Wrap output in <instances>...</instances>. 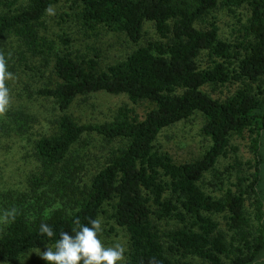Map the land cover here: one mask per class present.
Listing matches in <instances>:
<instances>
[{
	"label": "trees",
	"instance_id": "16d2710c",
	"mask_svg": "<svg viewBox=\"0 0 264 264\" xmlns=\"http://www.w3.org/2000/svg\"><path fill=\"white\" fill-rule=\"evenodd\" d=\"M18 1L22 3L11 10ZM57 1H0L7 9L0 13V37L17 40L22 48L18 62L28 54L38 55L43 66L50 64L56 81L37 94L50 98L59 113L55 131L36 139L32 147L29 191L36 215L28 219L25 210L13 209L14 219L0 234V261L10 263L28 250L53 247L61 230L70 235L78 230L74 220L88 224L111 203L110 218L126 234L124 264H264V0H71L79 6L83 27H106L135 45L103 70L92 59L51 52L52 44L39 35L42 16ZM218 5L230 11L248 8L241 25L245 40L227 43L217 38L215 23L199 26ZM146 22L157 38L139 44ZM60 42L65 45L67 39ZM203 53L207 64L202 68L198 60ZM230 86L232 92L222 97L207 90ZM97 92L122 94L131 104L146 102L151 108L139 118L122 106L110 122L92 126L79 125L65 113L77 96ZM196 113L203 118L201 133L209 146L193 161L174 163L153 142L163 128ZM90 132L116 140L118 146L80 187L77 168L70 169L66 157L82 134ZM243 132L249 135L253 160L248 182L244 185L236 177L233 191L206 194L197 183L224 155L229 137ZM41 188L70 208H56L43 217L40 197L46 192L36 193ZM245 196L253 199L258 224L252 239L246 230ZM217 214H225L231 238L226 239L213 218ZM41 223L56 235H41Z\"/></svg>",
	"mask_w": 264,
	"mask_h": 264
},
{
	"label": "rangeland",
	"instance_id": "374dc122",
	"mask_svg": "<svg viewBox=\"0 0 264 264\" xmlns=\"http://www.w3.org/2000/svg\"><path fill=\"white\" fill-rule=\"evenodd\" d=\"M20 3L22 2L18 1L11 10ZM51 7L53 11L49 12V8L45 11L39 29V35L52 44L51 52L67 51L71 56L79 59H92L96 63V68L103 70L125 58L135 48V45L128 42L120 32L102 26H96L92 30L83 27L77 18L79 6L73 4L71 0H58ZM6 11L7 9L0 5V13ZM247 16L248 8L245 5L232 11L218 5L198 24L204 27L208 23H215L217 38L235 44L246 39L241 25L245 23ZM61 37L67 39V44L60 42ZM156 38L151 23H144L139 44ZM20 50L22 51V48L11 35L0 37V53L5 55L7 70L13 73V78L5 82L10 89V106L6 114L0 115V217L4 212L11 213L13 209H18L25 210L27 218L32 219L38 209L29 191V179L34 175L32 147L36 139L55 131L54 121L59 113L50 98L37 94L39 89L50 87L56 81L50 73V64L43 66L38 55L28 54L24 55L23 62H18L16 56ZM198 63L202 68L206 66V54H201ZM207 90L213 97H222L232 92V86L213 91L209 88ZM122 106L131 109L139 118L151 108L146 102L131 104L122 94L110 95L97 92L77 96L65 113L79 125L92 126L110 122L116 110ZM10 116H14V120ZM202 123L203 118L197 113L193 114L186 120L163 128L157 134L153 145L158 151L166 153L174 163L193 161L209 146V140L201 133ZM17 126L21 127V131L16 130ZM248 136V133L243 132L239 136L229 137L224 155L216 160L213 168L197 183L202 191L219 196L225 189L233 191L236 177L244 179V185L248 182L253 164ZM117 146L118 141H108L93 132L82 134L70 147L65 163L72 170L77 168L78 186L87 184L88 179L103 166L109 153ZM47 189L41 188L36 191L37 194L43 191L48 195L40 197V205L45 202L40 210L43 217L48 216L56 208L64 210L70 208L69 203L64 199L51 200L52 194L48 193ZM110 205L111 203L103 205L98 215L103 218V230L99 238L105 246L120 243L127 251L126 234L122 229L115 227L111 220ZM243 208L249 221L246 230L252 239L258 233V224L254 217L251 196H245ZM224 216L225 214H217L213 218L219 223L226 239H229L232 233L228 231ZM5 224L0 219V234ZM163 224L159 222L158 226L165 229ZM232 244L235 245L234 240ZM48 247L51 246L28 250L13 262L0 261V264H42L45 260L38 252L43 253ZM193 262L196 263L195 260Z\"/></svg>",
	"mask_w": 264,
	"mask_h": 264
},
{
	"label": "clouds",
	"instance_id": "9594fccd",
	"mask_svg": "<svg viewBox=\"0 0 264 264\" xmlns=\"http://www.w3.org/2000/svg\"><path fill=\"white\" fill-rule=\"evenodd\" d=\"M48 11H53L51 6ZM6 64L5 55L0 53V115L6 114L11 102L10 89L5 82L13 78V73L7 70ZM0 219L5 223L14 219V210L11 214L4 212ZM74 223L79 226L74 234L61 230L53 247L38 252L48 264H124L126 248L120 243L105 246L99 238L103 230L102 217L90 218L88 224H81L77 218ZM39 231L49 239L56 235L46 223H41Z\"/></svg>",
	"mask_w": 264,
	"mask_h": 264
}]
</instances>
